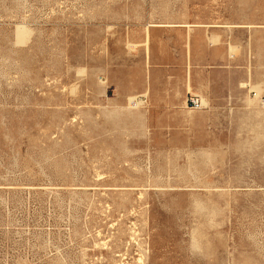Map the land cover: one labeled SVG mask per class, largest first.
<instances>
[{
    "label": "rangeland",
    "instance_id": "rangeland-1",
    "mask_svg": "<svg viewBox=\"0 0 264 264\" xmlns=\"http://www.w3.org/2000/svg\"><path fill=\"white\" fill-rule=\"evenodd\" d=\"M153 25L236 41L235 112L116 102ZM0 264H264V0H0Z\"/></svg>",
    "mask_w": 264,
    "mask_h": 264
},
{
    "label": "crops",
    "instance_id": "crops-1",
    "mask_svg": "<svg viewBox=\"0 0 264 264\" xmlns=\"http://www.w3.org/2000/svg\"><path fill=\"white\" fill-rule=\"evenodd\" d=\"M222 32L210 26L177 25H153L149 30L137 31L132 38L136 49L121 51L113 75H109L108 67L105 70L106 79L110 78V85L116 89L115 97L121 99L116 102H129L130 97L144 94L150 106L155 107L151 113L179 114L194 111L188 105V96L197 94L206 103L200 111L195 110L202 115L215 108L235 112L236 105L228 107L226 103L235 100L232 93L236 90V61L229 60V47L236 41ZM231 58L235 60L236 54ZM240 68L243 73L249 71L246 65Z\"/></svg>",
    "mask_w": 264,
    "mask_h": 264
},
{
    "label": "built area",
    "instance_id": "built-area-1",
    "mask_svg": "<svg viewBox=\"0 0 264 264\" xmlns=\"http://www.w3.org/2000/svg\"><path fill=\"white\" fill-rule=\"evenodd\" d=\"M188 105L192 109H202L206 106V103L204 102V99L198 95H190L188 97Z\"/></svg>",
    "mask_w": 264,
    "mask_h": 264
},
{
    "label": "bare ground",
    "instance_id": "bare-ground-1",
    "mask_svg": "<svg viewBox=\"0 0 264 264\" xmlns=\"http://www.w3.org/2000/svg\"><path fill=\"white\" fill-rule=\"evenodd\" d=\"M136 102V101H135ZM205 102V101H204ZM135 105H137V103H135Z\"/></svg>",
    "mask_w": 264,
    "mask_h": 264
}]
</instances>
